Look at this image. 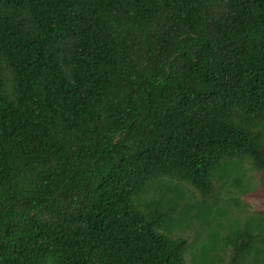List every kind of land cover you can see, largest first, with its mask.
Here are the masks:
<instances>
[{"label":"trees","instance_id":"obj_1","mask_svg":"<svg viewBox=\"0 0 264 264\" xmlns=\"http://www.w3.org/2000/svg\"><path fill=\"white\" fill-rule=\"evenodd\" d=\"M246 165L264 0H0V264H264Z\"/></svg>","mask_w":264,"mask_h":264},{"label":"rangeland","instance_id":"obj_2","mask_svg":"<svg viewBox=\"0 0 264 264\" xmlns=\"http://www.w3.org/2000/svg\"><path fill=\"white\" fill-rule=\"evenodd\" d=\"M245 173V182L248 185L246 194H241L235 189H231L229 193L225 192L228 198L231 197L239 202V207L235 205L231 207V218L240 216L243 219L254 213H264V172H256L249 165H246ZM185 190L188 197L192 198L194 196L191 190L188 188H185ZM195 229L199 231V227L196 226L185 235L191 245L196 239Z\"/></svg>","mask_w":264,"mask_h":264}]
</instances>
